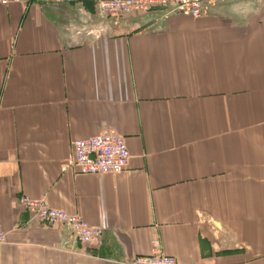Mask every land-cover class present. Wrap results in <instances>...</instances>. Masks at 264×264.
Returning <instances> with one entry per match:
<instances>
[{
    "label": "crops",
    "instance_id": "0c3cea01",
    "mask_svg": "<svg viewBox=\"0 0 264 264\" xmlns=\"http://www.w3.org/2000/svg\"><path fill=\"white\" fill-rule=\"evenodd\" d=\"M97 1L0 5V264H130L153 238L178 264H264V0L195 18ZM105 132L127 167L77 173L73 140ZM21 195L101 234L81 242Z\"/></svg>",
    "mask_w": 264,
    "mask_h": 264
},
{
    "label": "built area",
    "instance_id": "2783aa9c",
    "mask_svg": "<svg viewBox=\"0 0 264 264\" xmlns=\"http://www.w3.org/2000/svg\"><path fill=\"white\" fill-rule=\"evenodd\" d=\"M33 1L35 0H0V5L29 4ZM64 1L72 2L73 0ZM205 2L206 0H98L96 12L108 17L142 15L151 11L198 17L205 9ZM72 148L73 156L70 165L80 174L117 173L127 167L130 158L125 137L114 132L75 139L72 142ZM19 201L39 221L62 225L81 242H94L101 234L99 228L90 225L80 216L51 207L43 199L21 195ZM6 241L7 234L0 228V260L1 250ZM151 244L152 250L149 254L134 256L130 264H178L174 256L166 255L160 250V242L157 238H153Z\"/></svg>",
    "mask_w": 264,
    "mask_h": 264
},
{
    "label": "rangeland",
    "instance_id": "374dc122",
    "mask_svg": "<svg viewBox=\"0 0 264 264\" xmlns=\"http://www.w3.org/2000/svg\"><path fill=\"white\" fill-rule=\"evenodd\" d=\"M193 18H195V17H193Z\"/></svg>",
    "mask_w": 264,
    "mask_h": 264
},
{
    "label": "bare ground",
    "instance_id": "6f19581e",
    "mask_svg": "<svg viewBox=\"0 0 264 264\" xmlns=\"http://www.w3.org/2000/svg\"><path fill=\"white\" fill-rule=\"evenodd\" d=\"M120 172V171H119Z\"/></svg>",
    "mask_w": 264,
    "mask_h": 264
}]
</instances>
